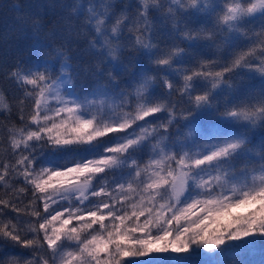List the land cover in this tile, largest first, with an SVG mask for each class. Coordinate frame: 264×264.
<instances>
[{
	"label": "snow or ice",
	"instance_id": "obj_1",
	"mask_svg": "<svg viewBox=\"0 0 264 264\" xmlns=\"http://www.w3.org/2000/svg\"><path fill=\"white\" fill-rule=\"evenodd\" d=\"M47 10L15 17L35 55L0 62L17 93L0 89V245L29 253L0 264H225L264 244V0Z\"/></svg>",
	"mask_w": 264,
	"mask_h": 264
},
{
	"label": "trees",
	"instance_id": "obj_2",
	"mask_svg": "<svg viewBox=\"0 0 264 264\" xmlns=\"http://www.w3.org/2000/svg\"><path fill=\"white\" fill-rule=\"evenodd\" d=\"M47 3L48 0H0V62L12 64L17 58L27 60L35 55L30 40L16 38L13 32L15 17L20 13L42 15L41 6H43L44 12H47ZM162 31L166 32L167 29H162ZM255 83L258 84V78ZM0 89L7 92L9 96L17 94L15 86L7 81L0 80ZM214 123V119L209 117H201L195 121L198 128H208L209 130H211L210 126ZM262 135H264V129H253L252 135H250L253 144H258ZM28 255V250L14 246L11 243L0 245V262L12 257L26 258ZM262 255L263 257L260 259H256L254 253L236 257L230 255L224 259L225 264H264V253ZM189 264H206V262L201 256L193 255L189 259Z\"/></svg>",
	"mask_w": 264,
	"mask_h": 264
},
{
	"label": "rangeland",
	"instance_id": "obj_3",
	"mask_svg": "<svg viewBox=\"0 0 264 264\" xmlns=\"http://www.w3.org/2000/svg\"><path fill=\"white\" fill-rule=\"evenodd\" d=\"M248 83H250V82H248ZM239 211L240 212H245V211H247V209L241 208V209H239ZM210 227H212V226L210 225ZM262 252L264 253V244L263 245L262 244H258L254 250L242 253L241 255L254 253L256 259H260V258L263 257V255H262L263 253ZM241 255H239V256H241ZM228 256H230V255H228ZM231 256H233V255H231ZM233 257H236V256H233ZM201 258H203V257L201 256ZM124 259L126 261H128V260H133V259H135V260H143V259H146V258H142V257H139V258L138 257H125ZM166 261H167V256H161L159 258L158 264H166Z\"/></svg>",
	"mask_w": 264,
	"mask_h": 264
}]
</instances>
